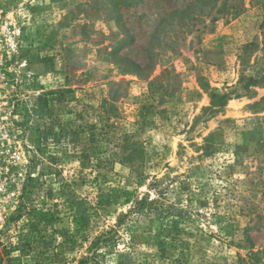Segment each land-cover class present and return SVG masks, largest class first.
Listing matches in <instances>:
<instances>
[{
  "label": "rangeland",
  "instance_id": "1",
  "mask_svg": "<svg viewBox=\"0 0 264 264\" xmlns=\"http://www.w3.org/2000/svg\"><path fill=\"white\" fill-rule=\"evenodd\" d=\"M195 1L118 13L111 0H0L23 30L9 100L41 172L0 233L2 264H238L264 249V112L233 99L196 122L201 83L235 85L245 45L264 67V0ZM151 45L138 77L127 65L144 67ZM21 233L32 245L17 261Z\"/></svg>",
  "mask_w": 264,
  "mask_h": 264
},
{
  "label": "built area",
  "instance_id": "2",
  "mask_svg": "<svg viewBox=\"0 0 264 264\" xmlns=\"http://www.w3.org/2000/svg\"><path fill=\"white\" fill-rule=\"evenodd\" d=\"M23 42L22 27L0 12V233L20 208L26 183L36 177L26 139L15 123V104L9 100V89L16 86L19 71L26 65L20 59Z\"/></svg>",
  "mask_w": 264,
  "mask_h": 264
},
{
  "label": "trees",
  "instance_id": "3",
  "mask_svg": "<svg viewBox=\"0 0 264 264\" xmlns=\"http://www.w3.org/2000/svg\"><path fill=\"white\" fill-rule=\"evenodd\" d=\"M144 0H111V6L114 8V12H118V9L123 7H136L140 5ZM206 0H196L195 4L197 5L199 2L202 3ZM218 0H211L208 4L210 6L215 7ZM182 11L177 10L175 13H181ZM218 12H221V8L218 9ZM120 15V14H119ZM167 23L166 19L160 21L159 27L164 26ZM118 24L125 29V25L123 23L122 18L118 20ZM25 38V37H24ZM255 43H250L244 46L243 54L239 57L241 62V73L238 82L235 85L225 87L224 90H219L216 88H211L209 84L205 85L201 83V88L208 93V97L210 99V105L203 109L202 115L196 118V122H198L203 116L207 118H213L218 114L224 113L227 108L229 102L233 99H242L248 98L249 100H255L252 104L248 105L249 110L253 111V113H261L264 112V96H259V89H264V67H259V69H254V66L251 65L250 58L253 54L257 52ZM154 46H149L148 49V63L141 67L140 65L129 61L130 65L134 68V72L138 77H144L152 73L153 68L155 66L153 53ZM132 70V69H130ZM118 96V94L116 95ZM116 98V97H113ZM41 180V172L37 177H32L28 180L24 188V196H28L32 193L34 187L37 186L39 181ZM157 180V179H156ZM24 205L20 206L17 212L12 216L10 223L15 222L18 219L19 214L24 209ZM163 213L160 212L159 216ZM22 234V233H21ZM18 237V244L16 247H13L12 253L17 252L19 255L15 260L20 261L21 258L29 256L32 240L29 235L22 234ZM251 242V240L249 239ZM108 246V243H107ZM111 250L114 251L115 245H109ZM108 248V247H106ZM252 251L247 256V258H241L238 264H264V249H260L258 251L253 250V246L251 247ZM18 258V259H17ZM3 263V259L0 256V264Z\"/></svg>",
  "mask_w": 264,
  "mask_h": 264
}]
</instances>
